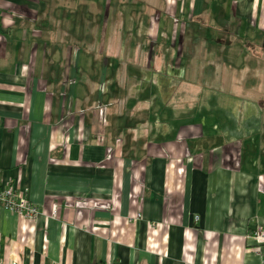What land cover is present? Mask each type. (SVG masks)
<instances>
[{
	"label": "crops",
	"instance_id": "obj_1",
	"mask_svg": "<svg viewBox=\"0 0 264 264\" xmlns=\"http://www.w3.org/2000/svg\"><path fill=\"white\" fill-rule=\"evenodd\" d=\"M136 4L140 42L118 32ZM183 71L233 93L210 96L219 115L165 114ZM137 84L154 91L144 111ZM258 105L264 0H0V189L40 210L0 207V261L264 264Z\"/></svg>",
	"mask_w": 264,
	"mask_h": 264
},
{
	"label": "rangeland",
	"instance_id": "obj_2",
	"mask_svg": "<svg viewBox=\"0 0 264 264\" xmlns=\"http://www.w3.org/2000/svg\"><path fill=\"white\" fill-rule=\"evenodd\" d=\"M140 7L137 4L135 5V10L133 13L134 19H132L131 22L127 23L123 19V23H124L123 26L118 27V32L121 36H124L126 34L129 35L132 33L133 37L138 42H140V40L143 38L145 31H146V27L144 26V21H146V19H145L146 14H145V12H142ZM110 14H112V11L110 12ZM121 14L124 15L125 12L122 11ZM151 14L152 15H151L150 19H153L154 13L151 12ZM139 45H142V43H139ZM123 46H125V44ZM120 50H123V49H120ZM129 66L133 67L132 65H129ZM134 67H136V66H134ZM175 71H178V70L176 69ZM144 75H142V76H144ZM180 75L182 77L183 83H182L181 89L178 91V93L175 96L176 98H174L173 100H171V98L173 97V91L171 92L170 95H172V97L167 100V102L168 103L170 102V104L165 111V114L167 113V115L169 114L168 113L169 111L174 109V106H172V105H174L175 101L180 100L181 105L179 107H177L178 111L180 110L181 113L185 112V114H187V115L184 114L182 118L187 119L188 117H191V118L199 119V118L210 117L211 115L217 116L220 114V112H221L220 110H222V109H221V107L220 108L212 107L211 106L212 101H210L209 98H211L212 95H214V96H219L218 99H220L223 96L226 97L225 95L229 94L231 96L233 94L227 90H221V89H218V90L215 89L212 91L209 90L211 85L202 82L201 81L202 78L199 75H197V78H196V76L184 74V71ZM184 78H185V81H183ZM144 85H141V84L134 85L133 88L131 87L132 89L129 91L131 93V95H134L135 97L136 96L138 97V95L140 94L139 96L141 98H139L138 102H140L141 105L135 107V109H139V110L141 109L142 111H144L148 108L147 105H145L148 102V98L145 99V97H148L151 93L154 92L153 90H152L153 92H151V91L146 89L148 87L147 84H146V88L144 87ZM103 92H104V90H103ZM137 100H138V98H137ZM155 102L157 105L158 99H156ZM143 107H146V108H143ZM250 110L252 112H250V113L247 112L248 115H252L255 118H258L261 120L258 124H257V120H256V122H252V124H251L252 128L250 131H252V132L255 131V133H256L257 127L259 125H260V127L264 126V106L259 107V105H258V106L252 107ZM152 111L154 112V109ZM240 113L243 114L242 109L238 108V107H234L232 105H230L229 107L226 106L223 108V115L225 117L230 118V122L228 124H225V125H227L226 127L230 132H233V131L238 132L239 123H236V120H235V122H233V118L235 117V115H240ZM263 131H264V129H263Z\"/></svg>",
	"mask_w": 264,
	"mask_h": 264
},
{
	"label": "built area",
	"instance_id": "obj_3",
	"mask_svg": "<svg viewBox=\"0 0 264 264\" xmlns=\"http://www.w3.org/2000/svg\"><path fill=\"white\" fill-rule=\"evenodd\" d=\"M0 207L15 214L29 222H33L40 215L39 208L31 203L25 191L15 190L11 186L0 189ZM56 212H52V218L54 219ZM141 216L137 214L136 219H140ZM253 239L257 246H264V229L258 227L253 233ZM0 264H3L0 261ZM8 264H19L18 260H13Z\"/></svg>",
	"mask_w": 264,
	"mask_h": 264
}]
</instances>
